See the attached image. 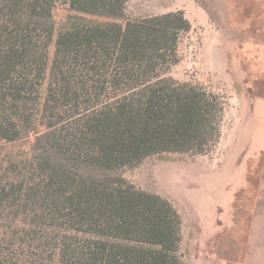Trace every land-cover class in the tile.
Masks as SVG:
<instances>
[{"label": "trees", "instance_id": "obj_1", "mask_svg": "<svg viewBox=\"0 0 264 264\" xmlns=\"http://www.w3.org/2000/svg\"><path fill=\"white\" fill-rule=\"evenodd\" d=\"M127 2L0 0V264L185 263L173 203L123 171L210 152L224 104L170 75L183 11Z\"/></svg>", "mask_w": 264, "mask_h": 264}, {"label": "rangeland", "instance_id": "obj_2", "mask_svg": "<svg viewBox=\"0 0 264 264\" xmlns=\"http://www.w3.org/2000/svg\"><path fill=\"white\" fill-rule=\"evenodd\" d=\"M182 10L190 29L170 75L223 101L208 153H162L123 175L181 216L184 264H264V0H128L131 17ZM69 10L54 9L59 28Z\"/></svg>", "mask_w": 264, "mask_h": 264}]
</instances>
